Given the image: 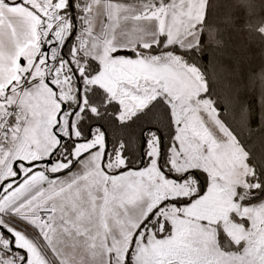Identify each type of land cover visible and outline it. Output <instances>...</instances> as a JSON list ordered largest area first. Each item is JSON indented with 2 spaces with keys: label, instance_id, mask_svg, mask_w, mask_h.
<instances>
[{
  "label": "snow or ice",
  "instance_id": "snow-or-ice-1",
  "mask_svg": "<svg viewBox=\"0 0 264 264\" xmlns=\"http://www.w3.org/2000/svg\"><path fill=\"white\" fill-rule=\"evenodd\" d=\"M0 264H264V0H0Z\"/></svg>",
  "mask_w": 264,
  "mask_h": 264
}]
</instances>
